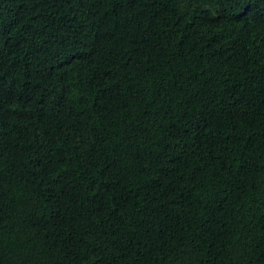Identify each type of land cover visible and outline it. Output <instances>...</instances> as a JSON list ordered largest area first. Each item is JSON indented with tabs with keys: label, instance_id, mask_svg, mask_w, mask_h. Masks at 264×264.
I'll list each match as a JSON object with an SVG mask.
<instances>
[{
	"label": "trees",
	"instance_id": "trees-1",
	"mask_svg": "<svg viewBox=\"0 0 264 264\" xmlns=\"http://www.w3.org/2000/svg\"><path fill=\"white\" fill-rule=\"evenodd\" d=\"M0 264H264V0H0Z\"/></svg>",
	"mask_w": 264,
	"mask_h": 264
}]
</instances>
